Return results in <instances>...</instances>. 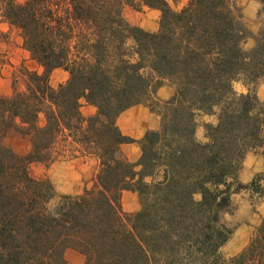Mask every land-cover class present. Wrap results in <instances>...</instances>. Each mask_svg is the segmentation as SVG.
<instances>
[{
    "label": "trees",
    "instance_id": "trees-1",
    "mask_svg": "<svg viewBox=\"0 0 264 264\" xmlns=\"http://www.w3.org/2000/svg\"><path fill=\"white\" fill-rule=\"evenodd\" d=\"M1 5L41 71L25 70L24 89L0 97V264H66L68 248L84 264H264V222L240 254L219 255L232 233L223 223L232 187L245 188L236 182L241 161L250 149L264 154V102L249 88L264 78V21L246 50L237 0H187L179 11L165 0ZM126 5L159 10L158 29L131 26ZM55 69L68 73L56 88ZM164 81L174 93L163 111L152 106L160 129L143 136L129 163L120 145L132 140L116 118ZM237 81L246 93L234 91ZM82 101L96 108L92 116L81 115ZM217 108L206 142L197 141L195 117ZM11 127L30 139L25 156L2 142ZM63 153L94 156L98 170L91 187L50 209L54 188L29 166ZM124 190L138 194L136 213L122 211Z\"/></svg>",
    "mask_w": 264,
    "mask_h": 264
},
{
    "label": "crops",
    "instance_id": "crops-1",
    "mask_svg": "<svg viewBox=\"0 0 264 264\" xmlns=\"http://www.w3.org/2000/svg\"><path fill=\"white\" fill-rule=\"evenodd\" d=\"M2 1L5 0H0V97H10L15 90H20L23 87L25 70L40 72L41 68L30 58L29 52L23 47L20 29L9 25L2 19ZM13 1L23 3L25 0ZM165 1L172 10L175 9L174 0ZM237 4L240 7L241 20L244 26L248 29L258 26V12L261 7V0H237ZM147 10L153 12V14L155 12L159 13L156 9L149 8ZM140 27L147 30L144 25ZM156 30L157 24H154L150 32ZM53 72H61L58 73L61 80L59 82L56 81L55 86L50 84L54 88L64 83L68 78V73L62 69H55ZM249 88L254 90L260 100L264 101V79L257 81ZM173 93V86L168 81H164L150 97L152 101L164 103L172 97ZM95 111L96 108L94 106L84 101L81 102L80 112L83 117L92 116ZM207 118L208 120H213L212 116H207ZM115 124L122 135L132 140L130 143L120 145L123 158L129 163L136 164L141 156L140 140L147 132L160 129L161 116L152 108L151 101L148 100L121 112L117 116ZM9 135L15 137L13 142L7 140ZM4 140L10 149L18 153V141L25 142L29 146L30 139L22 135L16 128H10L7 130ZM79 158L76 157L72 161L58 163L56 168L72 169L74 175H77L78 171H87L88 176L84 178L79 176V180H69L67 175L58 174L57 172L53 174L52 172L50 180L59 192L79 194L80 189L84 185L88 187L89 184H93L97 173V158L85 156L81 157L85 158V160L77 161ZM236 182L245 186V188L231 194L233 209L224 215L227 222L224 224L232 230L230 238L219 250V253L221 252L226 258H232L246 249L252 239L256 237L259 228L264 222V193L261 194L260 190H258H264V154L262 148L250 149L245 153L236 176ZM252 183H254L253 186H251ZM256 186L258 188H254ZM129 199L132 200V204H128ZM120 205L125 213L137 212L139 209L137 194L132 191H122ZM71 257H75V260H72ZM64 259L67 264H84L85 262L84 255L72 248H68L65 251Z\"/></svg>",
    "mask_w": 264,
    "mask_h": 264
},
{
    "label": "rangeland",
    "instance_id": "rangeland-1",
    "mask_svg": "<svg viewBox=\"0 0 264 264\" xmlns=\"http://www.w3.org/2000/svg\"><path fill=\"white\" fill-rule=\"evenodd\" d=\"M185 2H186V0H174V4H175L174 7H175V9H173V10L174 11H179L180 8H183L182 6L185 4ZM263 8H264V5L261 4L260 10L263 9ZM147 9H149V8H147V7L135 8V7L126 5V6L123 7L122 16L125 19V21L128 22L131 26H136V27L141 28L140 26L141 25H144L147 28V30H145V29H143V30H145L147 32H150V30H152V26L154 24H157V29L159 27L160 11L158 10L159 13L155 12V14H153V12H150ZM263 21H264V11L261 13L260 16H258V22H259L258 26H256L253 29H248L247 27L244 26L245 29L250 34V37L247 38L246 41H245V43H244V48L246 50H249V49H251L254 46V39H253V37L256 36V34L259 32L260 27H261ZM58 73H61V72H53V74L51 73L50 78H49V84L55 86L56 81L59 82L61 80ZM246 88L247 87H245L241 81H237V82H235L233 84V89L237 93H246L247 92V89ZM23 89H24V85L20 89V91L23 90ZM148 100L151 101V105L152 106H154V105L156 106V109L163 111V109H162V107H163L162 104L163 103H158V102L152 101L151 97H149L147 99V101ZM260 101H262V100H260ZM262 102H264V101H262ZM218 113H219V109L217 108V109H214L211 114H198L195 117V124H196L195 139L197 141L202 142V143L206 142V137H205L206 130H205V126L206 125H215L217 123ZM207 116H212L213 117V120H208ZM12 128H14V127H11V129ZM5 137H6V133L4 135V138ZM4 138L2 140L4 146H6L7 148H10L6 144ZM7 140H9L10 142H13L15 140V137L12 136V135H9V137H7ZM30 146H31L30 140H29V146L25 142H22V141L19 140L18 141V147H17L19 149V152L18 153L15 152V153L17 155H19V156H25L29 152ZM72 160H74V158L70 157L68 153H63V154L59 155L57 157V159L54 162L50 163V164H45V163H32L29 166V172H30V174H31L32 177H34L36 179H47L52 184V186L54 188V191H55L56 196L50 201V203L48 205L50 209H54L57 205H59L61 203L63 197L68 196V195L69 196L70 195L71 196L78 195V194H65V193L59 192L54 187V184L50 180V175H51L52 172H53V174H55V172H57L58 174L60 173V174L67 175L68 178H69V180H75V179L79 180L80 179L79 176H81L82 178L88 176V172L87 171L86 172L85 171H78L77 172V175H74L72 173V169L56 168L58 166V163L68 162V161H72ZM81 160H85V158H81L80 157L79 160H77V161H81ZM97 170H98V164H97ZM71 175H73V176H71ZM91 185L92 184H89L88 187H91ZM84 187H85V185L80 189L79 194L82 193ZM254 188H258V187L256 186ZM232 189H233L234 192H239L241 190V189L237 188L236 185H234L232 187ZM258 190H260V193L261 194L264 193V190L263 189H258ZM137 201H138L139 209H140L141 204H140V199H139L138 194H137ZM128 204H132V200L129 199L128 200ZM231 204H232V202H231ZM139 209H138V211H139ZM232 209H233V205L230 206V208L227 210L226 213L232 211ZM226 213H224V215ZM127 214H129V213H127ZM130 214H133V213H130ZM224 215H223V221H224L223 223L226 224L227 222H226V219H225V216ZM226 227L230 231H232L230 227H228V226H226ZM256 235H258V233ZM219 255H220L221 260H228L229 259V258L224 257L221 254V252L219 253ZM71 259L72 260H75V257H71ZM65 262H66V260H65ZM66 264H67V262H66Z\"/></svg>",
    "mask_w": 264,
    "mask_h": 264
}]
</instances>
